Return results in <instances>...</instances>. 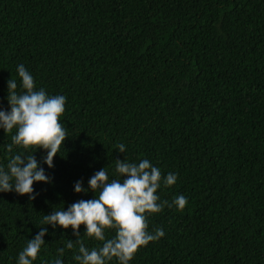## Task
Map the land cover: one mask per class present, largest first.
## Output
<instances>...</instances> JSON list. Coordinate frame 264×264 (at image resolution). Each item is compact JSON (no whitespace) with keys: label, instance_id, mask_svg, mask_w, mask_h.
<instances>
[{"label":"trees","instance_id":"trees-1","mask_svg":"<svg viewBox=\"0 0 264 264\" xmlns=\"http://www.w3.org/2000/svg\"><path fill=\"white\" fill-rule=\"evenodd\" d=\"M17 64L36 88L66 97L68 136L54 167L42 165L52 182H34L35 199L0 192V264H16L44 214L92 198L74 181L87 187L101 167L118 178L124 158L177 174L157 190L161 200L187 197L182 210L147 214V230L165 235L129 264H264V0H0L5 109ZM11 135L0 129V163ZM121 142L124 153L114 149ZM44 227L33 264L75 239L70 226ZM83 228L79 239L98 247ZM77 248L65 249L64 264H77Z\"/></svg>","mask_w":264,"mask_h":264},{"label":"clouds","instance_id":"clouds-1","mask_svg":"<svg viewBox=\"0 0 264 264\" xmlns=\"http://www.w3.org/2000/svg\"><path fill=\"white\" fill-rule=\"evenodd\" d=\"M17 79L6 80L7 109L0 107V129L11 132V142L4 145L10 154L6 163H0V192L13 191L28 194L35 199L39 193L33 189L34 182L51 183L45 167H54L53 157L59 152L67 135L66 127L59 120L64 112L66 97L62 94L50 95L43 87L36 88L33 75L23 64L15 67ZM13 129L15 131L13 132ZM22 148L24 151H14ZM117 152L124 153L126 145L117 143ZM40 150L38 160L34 153ZM114 172L118 178H110L104 167L95 171L87 180V187L81 180L73 183V191L92 192L90 199H79L44 214L39 231L30 239L16 256V264H33L49 233L71 228L75 239H66L62 247L56 249V257L42 264H64L61 257L65 249L71 250L74 242L78 245L72 259L77 264H107L115 259L116 264H129L139 247L156 241L165 235L162 228L148 231L147 214L159 213L165 207L175 206L182 210L187 197L177 194L171 202L161 200L157 190L161 185L172 186L177 181L175 172L161 175V169L147 158L138 161L115 159ZM83 233L101 242L98 247L88 248L79 239V226ZM114 230V235L106 238L105 230Z\"/></svg>","mask_w":264,"mask_h":264}]
</instances>
